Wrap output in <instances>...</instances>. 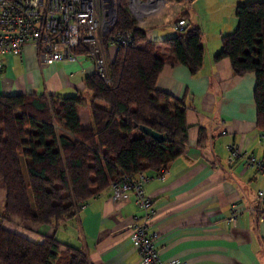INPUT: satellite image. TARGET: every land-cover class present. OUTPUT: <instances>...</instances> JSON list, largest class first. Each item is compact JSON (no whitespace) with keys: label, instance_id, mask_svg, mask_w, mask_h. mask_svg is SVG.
<instances>
[{"label":"crops","instance_id":"0c3cea01","mask_svg":"<svg viewBox=\"0 0 264 264\" xmlns=\"http://www.w3.org/2000/svg\"><path fill=\"white\" fill-rule=\"evenodd\" d=\"M246 1L146 0L145 14L140 15L129 5L135 17L144 22L140 26L148 39L160 41L174 35L170 23L181 15L187 26H199L203 32L200 69L193 73L185 64L166 63L156 79L159 90L184 101L188 124L186 148L166 166L164 177L144 170L148 176L144 189L156 209L150 227L158 233L154 245L164 261L264 264V220L243 213L236 224L227 222L233 204H251L257 190L264 189L261 171L246 166L241 157L226 161L229 141L264 161V148L257 139L261 129L256 125V77L254 72L235 75L228 58L214 59L221 48V36L237 27V5ZM112 47L115 54L117 48ZM105 53L106 59L112 58L107 45ZM95 70L90 57L43 63L35 46L27 44L21 55H4L0 94L80 95L87 102L91 93L84 78ZM80 119L83 126H92L90 111H80ZM201 129L206 133L203 143ZM4 197L5 184L0 179V209ZM142 212L133 192L115 201L107 187L73 218L62 221L56 235L82 246L90 264H142L128 227L132 215ZM6 222L11 229L38 240L41 232H53L49 224L14 218Z\"/></svg>","mask_w":264,"mask_h":264},{"label":"trees","instance_id":"16d2710c","mask_svg":"<svg viewBox=\"0 0 264 264\" xmlns=\"http://www.w3.org/2000/svg\"><path fill=\"white\" fill-rule=\"evenodd\" d=\"M235 14L237 27L221 36L214 59L228 58L235 75L254 72L256 125L264 131V0L238 4ZM116 29L129 30L133 42L106 59L107 82L96 71L84 78L91 92V127L81 122L86 101L80 95L0 94V179L5 184L0 264H90L82 246L58 238L59 224L111 180L158 171L186 148V105L159 90L156 79L166 63L185 64L193 73L200 69L202 29L187 26L163 40L148 39L128 0H120ZM141 125L163 139L144 133ZM199 139H206L203 129ZM10 218L49 224L53 232L34 239L6 226L3 221Z\"/></svg>","mask_w":264,"mask_h":264},{"label":"built area","instance_id":"2783aa9c","mask_svg":"<svg viewBox=\"0 0 264 264\" xmlns=\"http://www.w3.org/2000/svg\"><path fill=\"white\" fill-rule=\"evenodd\" d=\"M133 12L145 14L146 0H128ZM120 0H0V68L4 55H21L27 44L34 45L39 61L52 63L57 60H77L90 57L95 62L97 73L107 79L105 45L115 48L126 47L133 42L129 30L113 26ZM188 25L185 17H177L170 23L175 32L183 31ZM107 81V80H105ZM226 133V129L222 130ZM264 148V131L257 134ZM228 163L241 157L245 165L254 167L264 175V161L258 160L252 151L229 141L226 144ZM166 167L156 176L164 177ZM148 176L144 170L135 174L124 173L110 181L108 189L115 201H121L133 192L142 214H133L128 224L132 243L138 250L142 264H188L184 260L164 261L154 245L158 236L150 224L156 216L151 197L145 192ZM84 201L79 209L87 205ZM257 215L264 220V189L256 192L251 204H233L227 222L236 224L240 215Z\"/></svg>","mask_w":264,"mask_h":264},{"label":"rangeland","instance_id":"374dc122","mask_svg":"<svg viewBox=\"0 0 264 264\" xmlns=\"http://www.w3.org/2000/svg\"><path fill=\"white\" fill-rule=\"evenodd\" d=\"M133 14V13H132ZM133 16H134V18L136 19V21H137V25L138 26H140V24H143L144 22L143 21H140L139 20V18H136L135 17V15L133 14ZM141 27V26H140ZM107 47H109V49H110V51H111V53H110V56L111 57H114V48L112 47V46H110V45H107ZM118 49V48H117ZM96 68V67H95ZM106 68H107V64H106ZM96 71V70H95ZM97 72V71H96ZM106 76H107V74H106ZM105 80H107V79H105ZM107 82V81H106ZM89 91V90H88ZM89 93H91L90 91H89ZM85 94H84V98H85ZM90 111V105H89V101H87L86 102V104L81 108V110L80 111H82V112H84L85 113V111ZM21 163H22V169H23V173H24V175H25V177L27 178V171H26V164H25V159H24V157L23 156H21ZM163 168V167H162ZM161 169V168H160ZM159 169V170H160ZM158 170V171H159ZM110 183V182H109ZM109 185V184H108ZM108 187V186H107ZM89 200V199H88ZM79 210L77 209L76 210V213L78 212ZM76 215V214H75ZM7 220H4L3 222H4V224H7V222H6Z\"/></svg>","mask_w":264,"mask_h":264},{"label":"water","instance_id":"95a60500","mask_svg":"<svg viewBox=\"0 0 264 264\" xmlns=\"http://www.w3.org/2000/svg\"><path fill=\"white\" fill-rule=\"evenodd\" d=\"M140 130L143 131L144 133L151 135L153 138H155L157 140L163 139V135L160 132H158L154 129H151L150 127H148L146 125H141Z\"/></svg>","mask_w":264,"mask_h":264}]
</instances>
